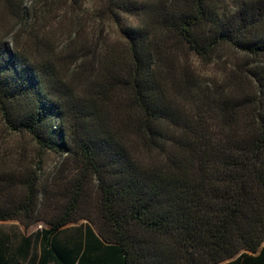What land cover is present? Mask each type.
Returning a JSON list of instances; mask_svg holds the SVG:
<instances>
[{
    "label": "trees",
    "instance_id": "16d2710c",
    "mask_svg": "<svg viewBox=\"0 0 264 264\" xmlns=\"http://www.w3.org/2000/svg\"><path fill=\"white\" fill-rule=\"evenodd\" d=\"M24 5L1 1L2 121L62 160L44 185L0 170V222L46 225L1 234L0 264H264V0H102L121 35L61 49ZM189 51L233 59L207 79Z\"/></svg>",
    "mask_w": 264,
    "mask_h": 264
},
{
    "label": "rangeland",
    "instance_id": "374dc122",
    "mask_svg": "<svg viewBox=\"0 0 264 264\" xmlns=\"http://www.w3.org/2000/svg\"><path fill=\"white\" fill-rule=\"evenodd\" d=\"M1 1L0 17L3 15ZM101 3L102 0H25L24 7L28 12V16L26 20L20 22L22 25L19 26L18 30L24 27L31 29L34 26L35 32L49 38L50 42H54V46H57L59 49L63 46H82L79 42V44H71L70 38L76 32H81V27L83 26L89 27V31L92 32V35L94 34V36L89 35V39H92L99 33L101 25L105 28V37L116 39L122 32L119 27L108 21L102 24L98 19L97 11L100 10ZM6 15L8 17V14ZM121 18L125 22L124 28L128 25L136 27L139 22L137 17L129 14H121ZM1 30L2 27L0 26ZM28 36L26 35L25 37ZM13 41L11 37L10 42ZM88 46L92 45L89 44ZM229 53L230 51L223 53L224 59L220 64L206 66L199 62L190 51L188 55L198 71L207 79H212L215 75H218L217 78H221L224 73L222 71V63L231 62L233 59L232 53H230L231 55ZM261 61H264V58ZM61 160L62 158L55 153L42 152L34 140L27 134H14L9 131L2 121L0 112V170L2 169V172H5V170L11 171V174L17 178H23L27 172L37 173V176L40 178V185H44L49 180L51 182V180H54L53 178L57 177L55 173L60 166ZM94 212L95 209L92 208L85 215L97 219ZM38 213L42 217L49 218L54 211L53 209H49L45 204L39 208ZM82 224L86 225L90 223L87 220H81L77 224H71L68 227H79ZM25 226L19 221L0 222V235H7L11 242L14 243V247H17L23 237L34 236L38 231L46 228L43 222L33 224L30 227ZM91 226L98 232L95 224Z\"/></svg>",
    "mask_w": 264,
    "mask_h": 264
}]
</instances>
